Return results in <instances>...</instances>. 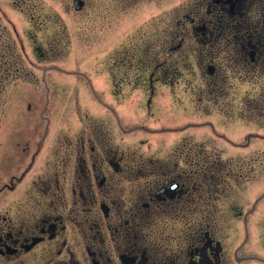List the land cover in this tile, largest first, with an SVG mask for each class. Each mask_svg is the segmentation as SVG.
I'll list each match as a JSON object with an SVG mask.
<instances>
[{
  "label": "flooded vegetation",
  "instance_id": "1",
  "mask_svg": "<svg viewBox=\"0 0 264 264\" xmlns=\"http://www.w3.org/2000/svg\"><path fill=\"white\" fill-rule=\"evenodd\" d=\"M260 1L187 0L175 35L157 54L111 57L106 86L83 76L86 99L111 121L78 118L71 136L54 121L45 137L46 130L6 146L4 163L15 168L4 173L0 192V264H264V191L258 194L260 178L250 175V162L260 157L234 166L205 144L246 149L264 135L252 131L234 143L210 120L184 123L182 114H194L178 109L187 94L194 110L225 114L219 104L205 108L197 100L229 96L226 69L240 85L263 75ZM3 83L0 68V93ZM104 90L118 110L97 96ZM254 105L242 103L261 110ZM130 127L160 136L142 150L115 142L111 128L123 135ZM199 128L212 133L194 134Z\"/></svg>",
  "mask_w": 264,
  "mask_h": 264
},
{
  "label": "rangeland",
  "instance_id": "2",
  "mask_svg": "<svg viewBox=\"0 0 264 264\" xmlns=\"http://www.w3.org/2000/svg\"><path fill=\"white\" fill-rule=\"evenodd\" d=\"M186 1L82 0V7L76 10L73 0H0V43H4L5 47L0 46V68L4 70V89L0 93V192L4 173L15 168L13 163H4L10 151L6 146L11 145L13 140L18 142L29 134L34 138L37 135L41 137L46 130L45 137L48 128L50 133L54 121L57 125L60 121L61 125H66L63 130H68L60 132L66 136L74 134L79 124L78 118L111 121L104 107L98 103L92 105L93 100L86 99V85L81 81L83 76L94 82L95 87L106 86L105 64L111 57L138 54L141 49L148 54H157L160 45L175 35V21L186 10ZM224 72L227 76L225 87L231 91L228 92L229 96L224 101L200 99L197 102L204 103L205 108H210L205 102L219 104L222 111L230 115L215 110L196 111L187 105L189 95L181 94L183 106L178 109L194 114L192 117L182 114L181 119L184 123L190 118L210 120L217 131L234 143L242 141L252 131L264 135V73L251 76L240 85V80L231 71L226 69ZM198 85L200 87L201 82ZM47 86L49 95L44 94ZM108 93L106 90L98 91L97 96L106 101L104 105L110 104L118 110ZM136 96L141 97L139 92ZM145 99V96L142 97L141 105H137L142 112ZM244 101L255 105L256 102L260 103L261 110L250 111L242 107ZM124 105L122 102L120 110ZM180 112L175 111L174 114L180 117ZM204 112H209V115ZM126 117L128 120L131 116ZM33 127L38 133H32ZM130 128L123 135L111 128L115 142L122 144L128 141L130 149L142 150L144 142L160 136L158 133L148 136L150 133L139 127ZM151 128H158V124L153 123ZM211 133L204 128L195 129L194 132L200 136ZM47 140H44L41 148ZM256 141L253 145L261 144L260 147L247 145L246 149L232 148L225 143L205 144L219 152L217 160L222 163L230 160L234 166L235 162L242 165L245 161L249 162L250 156L256 153L260 159L250 162V175L260 178V194L264 191V140ZM251 181L247 183L252 184Z\"/></svg>",
  "mask_w": 264,
  "mask_h": 264
},
{
  "label": "trees",
  "instance_id": "3",
  "mask_svg": "<svg viewBox=\"0 0 264 264\" xmlns=\"http://www.w3.org/2000/svg\"><path fill=\"white\" fill-rule=\"evenodd\" d=\"M260 20L264 22V0L260 1ZM260 34L262 39L264 40V24H262L261 28H260Z\"/></svg>",
  "mask_w": 264,
  "mask_h": 264
},
{
  "label": "water",
  "instance_id": "4",
  "mask_svg": "<svg viewBox=\"0 0 264 264\" xmlns=\"http://www.w3.org/2000/svg\"><path fill=\"white\" fill-rule=\"evenodd\" d=\"M74 4L76 9H80V7L82 6V2L79 0H74Z\"/></svg>",
  "mask_w": 264,
  "mask_h": 264
}]
</instances>
